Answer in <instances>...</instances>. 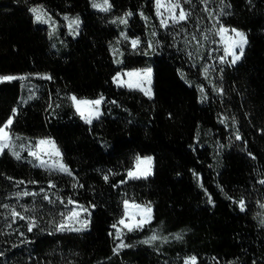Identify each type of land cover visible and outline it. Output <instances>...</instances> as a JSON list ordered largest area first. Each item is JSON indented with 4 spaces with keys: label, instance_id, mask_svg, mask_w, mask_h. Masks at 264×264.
Wrapping results in <instances>:
<instances>
[{
    "label": "trees",
    "instance_id": "trees-1",
    "mask_svg": "<svg viewBox=\"0 0 264 264\" xmlns=\"http://www.w3.org/2000/svg\"><path fill=\"white\" fill-rule=\"evenodd\" d=\"M93 2L0 0V76L26 77L0 82V126L12 117L14 137L54 141L72 173L1 154L0 264H264V0H180L188 19L167 29L154 0ZM215 25L247 36L234 66L211 60ZM149 68L152 98L114 83ZM71 96H103V115L85 122ZM147 156L153 174L129 180ZM126 200L153 221L118 239ZM73 204L88 230L59 231ZM154 232L162 240L143 243Z\"/></svg>",
    "mask_w": 264,
    "mask_h": 264
},
{
    "label": "snow or ice",
    "instance_id": "snow-or-ice-1",
    "mask_svg": "<svg viewBox=\"0 0 264 264\" xmlns=\"http://www.w3.org/2000/svg\"><path fill=\"white\" fill-rule=\"evenodd\" d=\"M189 3H191V0H188ZM156 3V8H157V14L160 15L161 13L159 12V9L164 7L167 8L168 12L170 13V17L174 22H179V21H184L188 19L189 13L186 12L182 5L180 4L179 0H176V2H171V0H168L166 3L165 0H155ZM93 7L95 8H100L103 11H108L111 8V5L109 3V0H103L102 4H97L95 3V0L93 2ZM179 9V15H175L174 10ZM207 10V9H205ZM31 11L35 14V19L37 21H44L45 16L47 13L42 9V8H32ZM221 14H223V8L221 9ZM132 13H126V16H131ZM67 19V18H66ZM122 23H127L126 19H121ZM79 20L78 18L76 20L71 21L69 27H72L73 25L78 27ZM161 24L167 27V21L161 20ZM229 29L221 26L219 28V34L221 37L224 38L226 48L225 52L228 55H231V63L235 64L237 61L241 59L244 53V46L247 44V37L245 33L238 31L236 29H232L231 31L235 33V37L227 36L226 34L228 33ZM207 39V36L204 37ZM193 39H196L195 36H193ZM138 43L137 40L132 41V45L135 47L136 44ZM239 49V53L235 51V49ZM221 62H224V57H221ZM205 73L207 74V69H205ZM127 75L131 78L134 76L140 77L142 76L143 79H146L148 84L151 83V69H145L143 70V73L141 72H129ZM50 79V77H45ZM15 79H26V77H15V76H0V81H11ZM114 79H119V74L117 77ZM128 86L132 87L133 84L131 81L128 82ZM135 87L140 88L141 91H144L146 95L151 96V90L150 88H144L142 86V81H138L135 85ZM218 91H223L222 88L218 89ZM31 98V97H29ZM72 100L73 104L75 105L76 111L80 114V116L89 124L92 123L93 118H99L101 115L99 106L102 104L104 98L101 96L99 99L96 100H79L77 97L72 96L70 97ZM15 109L13 110L12 115L14 116ZM13 120L12 117H9L2 126H0V154H3L5 149L11 150V154L16 158L20 159V154L14 150V145L12 144V139L10 136V126L12 124ZM236 139H241L239 135H237ZM44 146H47L45 148ZM38 148L40 149L39 151H30L29 154L33 157H35L37 160H39V165L38 166H47L48 162L45 161L42 156L41 152H47L49 157L51 156H56V157H61V153L59 149L56 147L55 142L51 140H40L38 143ZM53 165L55 168L63 173H66L68 175H71V170L63 164L62 159L61 160H55L53 161ZM141 165H146L143 169H141ZM151 174V157H145L143 160L139 157L136 158V169L135 170H129L128 171V177L133 178V179H139V178H147L148 175ZM105 180H108V176L105 175L103 177ZM123 182V181H122ZM23 183V182H21ZM261 183H264V181H261ZM50 186L54 187L55 185L51 184ZM16 195H21V193H17ZM22 195L28 196V195H35V193H29L27 191L23 192ZM45 199H48L47 196L44 197ZM124 205L126 209H136V212H128L126 214L127 222L125 218H122L119 220V224L123 225L124 228H126L129 232L141 229L145 224L149 223L152 219V209L151 207H141L140 205L137 204H129V202L126 200L124 201ZM3 207H7V205H4ZM240 208L241 210H244V202H240ZM11 215L13 217H19L20 219H24V217L20 214V212H17L15 209L11 211ZM79 214L76 212L71 213V215L68 217L69 220L73 219L74 217H77ZM137 215H139L141 218L137 219ZM35 222L32 221L30 222V225L28 227V231H32V228L35 227ZM82 227H87V221L83 222ZM113 227H116V225H113ZM59 231H65V230H74V231H80V228H70L66 226L65 223H61L58 226ZM117 238L119 239L121 237V232H117ZM177 239H180V235H176ZM160 239L159 236L156 234H153L151 237L148 239L144 240L143 243L145 244H150L153 241ZM166 239V238H165ZM130 245H127L123 243L121 240V243L117 246L115 251H119L121 248L129 247ZM185 264H196V258L195 257H190L187 261H185Z\"/></svg>",
    "mask_w": 264,
    "mask_h": 264
},
{
    "label": "rangeland",
    "instance_id": "rangeland-1",
    "mask_svg": "<svg viewBox=\"0 0 264 264\" xmlns=\"http://www.w3.org/2000/svg\"><path fill=\"white\" fill-rule=\"evenodd\" d=\"M165 2L167 3L168 2V0H165ZM171 2H176V0H171ZM179 2H180V0H179ZM181 4V3H180ZM154 7H155V13H156V16H157V19H158V23H159V25L162 27V28H164V29H167V28H170V27H173V26H177L178 24H180V23H182V22H184V21H179V22H174L172 19H171V17H170V13L168 12V10H167V8H164V7H162V8H160L159 9V12L161 13L160 15H158L157 14V8H156V3H155V0H154ZM174 13H175V15H179V9H175L174 10ZM165 20V21H167V27H165L164 25H162L161 24V20ZM71 21H73V20H67L66 21V26H67V28H71V29H76V28H78L77 26H75V25H73L72 27H69V25H70V23H71ZM78 26H79V24H78ZM222 25H215V28H214V30H213V36H212V38H216V42H215V45H214V43H212V46H215V51H213V57H212V62L213 63H216V62H220V63H222L221 62V57H224V62L222 63V64H226V65H229V66H234V65H236L237 63H239L240 62V60L242 59V57H241V59L239 60V61H237L235 64H232L231 63V59H232V57H231V55H228V54H226V52H225V48H226V44H225V40H224V38L223 37H221V35L219 34V28L221 27ZM224 27V26H223ZM225 28H227V29H229V31H228V33L226 34L227 36H231V37H235V33L234 32H232L231 30V28H228V27H225ZM239 31V30H238ZM242 32V31H241ZM244 33V32H243ZM246 35V34H245ZM247 37V36H246ZM246 47H247V44L244 46V52H245V49H246ZM235 51L237 52V54L239 53V49L237 48V49H235ZM243 55H244V53H243ZM143 70H145V69H134V70H124V71H121L120 73H119V79L117 80V79H114V83L118 86V87H120V88H125V89H130V90H137V91H141L140 90V88H138V87H135L134 85L138 82V81H142V86L144 87V88H150V90H151V96H149V95H146L145 93H144V91H141L142 93H144L147 97H149V98H152L153 97V70H151V83L150 84H148V82H147V80L146 79H143V77L142 76H140V77H137V76H134V77H129L128 75H127V73H129V72H141V73H143ZM118 75V74H117ZM117 75H116V77H117ZM40 79H42V78H45V77H39ZM21 80H25V79H21ZM129 81H131V83L133 84V86L132 87H129L128 86V82ZM1 82V81H0ZM32 86V92H33V94H34V96L36 95V93H38L39 92V90L41 89V87L40 86H38V85H31ZM72 97V96H71ZM69 100H70V102L72 103V105H73V107L75 108V105L73 104V102H72V100L69 98ZM79 100H85V99H79ZM103 103H104V100H103V102H102V104L99 106V110H100V113H101V115L99 116V118L103 115V111H102V105H103ZM75 110H76V108H75ZM77 112V111H76ZM78 113V112H77ZM79 114V113H78ZM80 115V114H79ZM81 117V116H80ZM82 118V117H81ZM99 118H93L92 119V122L93 121H95V120H97V119H99ZM83 119V118H82ZM12 120H13V118H12ZM84 120V119H83ZM85 121V120H84ZM86 122V121H85ZM13 123V122H12ZM11 126H12V124H11ZM11 126H10V136H11V139H12V144L14 145V150L16 151V152H18L19 154H20V159H25L26 161H28V162H30V163H32V164H34V165H36V166H38L39 165V160H37L35 157H33V156H31L30 154H29V152L30 151H33V152H35V151H39L40 149L38 148V143H39V141L40 140H50V139H38V140H30V139H27V138H22V137H14L13 135H12V133H11ZM52 141V140H51ZM56 145V144H55ZM45 148H47V146H44ZM57 147V146H56ZM6 150V149H5ZM4 150V151H5ZM7 150H9V149H7ZM10 151V153H11V150H9ZM60 151V150H59ZM61 153V152H60ZM0 156H1V154H0ZM41 156H42V158L45 160V161H47L48 162V164H47V166L45 167V166H38V167H40V168H43V169H45V170H48V171H53V172H58V173H63V172H60V171H58L56 168H55V166L53 165V161H55V160H61L62 159V154H61V157H56V156H51V157H49V155L47 154V152H41ZM147 157H150V156H147ZM139 158H141L142 160H143V158H145V157H139ZM62 162H63V159H62ZM63 164L65 165V163L63 162ZM144 167H146V165H141V169H143ZM153 168H154V164H153V157H151V174L150 175H148L147 177H149V176H151L152 174H153ZM136 169V160H135V164H134V166H133V169L132 170H135ZM63 174H66V173H63ZM128 179L129 180H137V179H133V178H129L128 177ZM139 179H141V178H139ZM129 202V204H137V203H134V202H131V201H128ZM137 205H139V204H137ZM141 207H147V206H143V205H140ZM137 210L136 209H126L125 208V205H124V217L123 218H125L126 219V222H127V218H126V214L128 213V212H136ZM73 212H76V213H78L79 215L77 216V217H74L73 219H71V220H69V219H67V223H66V226H68V227H70V228H73V229H75V228H80L81 230L80 231H77V232H82V231H86V230H88V227H89V221H90V213H89V211L86 209V208H84L83 206H80V205H78V204H73V208H72V211H71V213H73ZM71 215V214H70ZM69 215V216H70ZM137 219H140L141 217L139 216V215H137V217H136ZM85 221H87V227H82V225H83V222H85ZM153 221V212H152V219H151V221L149 222V223H151ZM149 223H147V224H149ZM147 224H145L144 226H146ZM143 226V227H144ZM142 227V228H143ZM124 227H123V225H120L119 224V226L117 227V230L118 231H120L121 229H123ZM124 229H126V228H124ZM71 231H74V230H71ZM153 234H156L157 236H159L160 237V239H157V240H155V241H153L152 243H150V244H153V243H155V242H157V241H161L162 240V238H161V236L157 233V232H154ZM152 234V235H153ZM151 235V236H152ZM150 236V237H151ZM149 238V237H148ZM148 238H146V239H148ZM145 239V240H146Z\"/></svg>",
    "mask_w": 264,
    "mask_h": 264
}]
</instances>
